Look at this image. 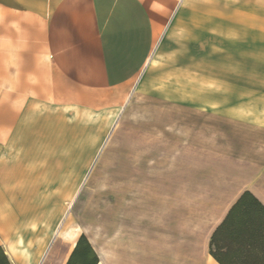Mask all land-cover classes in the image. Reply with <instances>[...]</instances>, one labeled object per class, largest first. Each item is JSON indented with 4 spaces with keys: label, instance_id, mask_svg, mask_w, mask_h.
<instances>
[{
    "label": "rangeland",
    "instance_id": "rangeland-1",
    "mask_svg": "<svg viewBox=\"0 0 264 264\" xmlns=\"http://www.w3.org/2000/svg\"><path fill=\"white\" fill-rule=\"evenodd\" d=\"M107 122L105 116L72 122L87 130L74 158L66 149L76 163H60V173L46 164L44 172L58 175L67 193L20 197L40 202L36 215L44 217L33 222L43 227L25 230L21 244L34 250L49 222L51 236L59 229L55 246L84 233L102 264H141L142 249L156 232L169 231V220L179 225L191 205L226 194L238 171L262 166L264 0H183L102 137ZM231 196L203 223L192 221L197 237Z\"/></svg>",
    "mask_w": 264,
    "mask_h": 264
},
{
    "label": "crops",
    "instance_id": "crops-1",
    "mask_svg": "<svg viewBox=\"0 0 264 264\" xmlns=\"http://www.w3.org/2000/svg\"><path fill=\"white\" fill-rule=\"evenodd\" d=\"M182 2L0 0V248L9 264L66 263L82 233L67 247L63 242L55 246L59 229L51 236L48 222L45 231L37 232L34 250L28 242L21 244L25 230L43 227L33 222H43L44 217L36 215L40 202L20 197L67 193L58 175H45V165L54 164L52 170L60 173L65 171L60 163H76L66 157H75L74 149L87 131L74 124L83 117L105 116L104 137ZM93 147L95 156L97 142ZM67 148L73 150L68 155ZM263 165L248 174L238 171L237 182L226 194L191 205L179 225L169 220V231L156 232L148 249H142L140 263L220 264L209 252L211 235L243 191L264 205V171L259 170ZM75 179L80 181L81 174ZM229 196L225 208L200 228L202 236L197 237L192 221L203 223ZM97 259V264L103 263L102 257Z\"/></svg>",
    "mask_w": 264,
    "mask_h": 264
},
{
    "label": "trees",
    "instance_id": "trees-1",
    "mask_svg": "<svg viewBox=\"0 0 264 264\" xmlns=\"http://www.w3.org/2000/svg\"><path fill=\"white\" fill-rule=\"evenodd\" d=\"M210 254L220 264H264V205L243 191L211 235ZM88 238L82 233L65 264H97ZM0 264H9L0 248Z\"/></svg>",
    "mask_w": 264,
    "mask_h": 264
}]
</instances>
